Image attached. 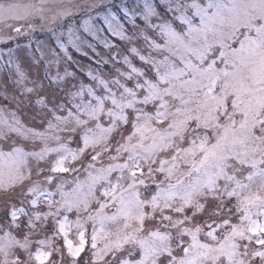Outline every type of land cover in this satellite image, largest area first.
Listing matches in <instances>:
<instances>
[{
  "label": "snow or ice",
  "instance_id": "snow-or-ice-1",
  "mask_svg": "<svg viewBox=\"0 0 264 264\" xmlns=\"http://www.w3.org/2000/svg\"><path fill=\"white\" fill-rule=\"evenodd\" d=\"M0 264H264V0H0Z\"/></svg>",
  "mask_w": 264,
  "mask_h": 264
}]
</instances>
